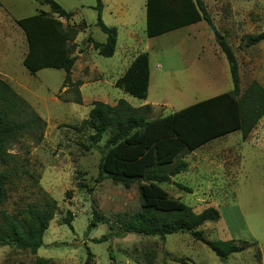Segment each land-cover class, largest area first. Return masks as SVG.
I'll return each instance as SVG.
<instances>
[{"label":"rangeland","instance_id":"rangeland-1","mask_svg":"<svg viewBox=\"0 0 264 264\" xmlns=\"http://www.w3.org/2000/svg\"><path fill=\"white\" fill-rule=\"evenodd\" d=\"M40 1L0 0V79L45 123L40 144L34 145L25 139L9 151L32 178L22 177L9 191L6 202L0 205V214L21 217L29 205L41 203V191L57 202L58 209L35 255L1 247L0 264H34L37 258L51 264H85L87 250L93 264H180L179 261L185 264H264V128L260 125L264 126V117L253 135L252 142L256 144L242 143L241 134L235 132L198 149L195 156L184 157L188 164H195L198 171L188 168L173 181L190 188L191 193L173 184L161 185L172 199L181 201L195 213L210 207L216 209L218 221L206 223L198 231L208 241L245 242L244 252L233 254L222 263L206 245L194 241L188 234L170 235L164 241L137 235L110 237L101 243L92 241L114 233L122 221L139 211V193L136 185L124 189L107 179L95 183L100 155L95 150L83 149L89 144L92 130L79 133L72 127L87 118L90 105L95 101L113 106L124 100L138 108L163 100L169 103L167 108L151 107L152 118L164 117L182 109L183 101L191 103L215 92L229 91L228 65L205 22L197 28L191 26L147 38L145 0H104L102 20L117 30V43L113 57H100L88 42L89 37L98 43L106 41L96 25L95 0H53L64 11L74 14L68 22L59 19L64 26H77L82 21L87 26L77 35L72 54L76 61L71 81L82 83L79 87L82 104L77 105L71 102L73 93L61 89L65 78L63 70L43 69L31 75L22 65L27 44L15 21L40 11L50 13L49 6L41 5ZM202 1L212 25L235 53L241 86L244 88L255 80L264 88V42L246 48L243 41L246 36L264 30V0ZM143 52L149 55L150 62L146 101L133 98L114 86L131 61ZM106 138L107 135L99 146H103ZM238 151L245 159L246 171L234 179L229 168ZM79 182L92 188V192L80 191ZM67 191L72 192L66 195ZM92 210L108 221L112 230L99 223L88 231ZM68 212L72 229L62 224ZM257 248L260 259L256 258Z\"/></svg>","mask_w":264,"mask_h":264},{"label":"trees","instance_id":"trees-1","mask_svg":"<svg viewBox=\"0 0 264 264\" xmlns=\"http://www.w3.org/2000/svg\"><path fill=\"white\" fill-rule=\"evenodd\" d=\"M50 13L40 11L33 16L19 19L15 24L23 32L27 52L22 65L34 75L43 69L63 70L65 78L61 89L71 91V102L81 105L80 82H72L71 70L76 58L75 39L87 28L84 21L80 25L65 26L60 18L68 22L74 14L64 11L53 0H42ZM96 25L106 36L105 43L88 38L94 52L103 58H111L115 53L117 30L102 20V0H95ZM52 14V15H51ZM57 15L54 17L53 15ZM204 21L212 25L211 18L202 0H146L145 35L154 38L160 35ZM246 48L264 42V30L256 35L243 38ZM224 56L230 75L232 90L164 117L152 118V107L144 105L134 108L124 100L113 106L99 101L91 103L87 118L73 130L82 133L92 130L85 151L95 150L100 155L95 183L110 180L124 189L137 186L139 211L122 221L118 230L93 239L95 243L106 242L110 237L124 238L128 235L157 237L164 241L167 236L188 234L194 241L206 245L209 250L225 263L229 256L245 251V242L236 244L233 240H205L198 231L206 223H215L219 213L214 208H206L200 213L181 201L172 199L162 188L171 184V179L185 173L188 163L184 157L206 143L239 132L245 141L260 119L264 116V88L257 81H251L241 91L239 66L234 51L221 36L215 40ZM149 83V56L138 54L114 86L129 96L146 100ZM45 123L42 118L4 80L0 79V205L6 202L10 190L22 177L32 178L19 159L9 151L22 140L34 145L41 143ZM107 135L103 146H99ZM177 189L191 193L182 184H173ZM77 188L91 193L92 188L79 182ZM72 191H67L70 195ZM39 205H29L21 217L0 214V248L8 247L18 251H28L35 255L42 246L43 235L49 222L57 212V202L41 191ZM71 214L62 219V224L71 227ZM112 225L92 210V220L88 231L97 224ZM260 259V251L255 250ZM180 264H185L179 261ZM34 264H51L46 259L37 258ZM85 264L92 263V255L87 250Z\"/></svg>","mask_w":264,"mask_h":264},{"label":"crops","instance_id":"crops-1","mask_svg":"<svg viewBox=\"0 0 264 264\" xmlns=\"http://www.w3.org/2000/svg\"><path fill=\"white\" fill-rule=\"evenodd\" d=\"M145 2H146V0H145ZM104 3V0H102V4ZM105 4H103V8H105V6H104ZM102 12H103V9H102ZM202 23H204V21H201V22H199V23H196V24H193V25H190V26H186V27H183V28H181V29H184V28H187V27H191V26H195L196 28L197 27H199ZM181 29H178V30H181ZM176 31V30H175ZM172 32H174V31H172ZM170 33V32H169ZM167 34V33H166ZM161 36V35H160ZM149 39H151V38H149ZM117 43V42H116ZM218 47V46H217ZM219 49V48H218ZM220 51V50H219ZM221 53V52H220ZM221 55H222V53H221ZM149 56V55H148ZM223 56V55H222ZM224 57V56H223ZM133 61V60H132ZM131 61V62H132ZM131 64V63H130ZM129 67V66H128ZM127 67V68H128ZM149 68H150V62H149ZM127 70V69H126ZM101 73L102 72H100V76H101ZM228 73H229V71H228ZM239 74H240V72H239ZM230 76V75H229ZM225 78H226V74H225V71H224V73H223V80H225ZM230 82H231V80H230ZM240 82H241V79H240ZM82 86V85H81ZM149 86H150V69H149V83H148V88H149ZM240 87H241V91H243L246 87H242L241 86V83H240ZM232 90V84H231V89L229 90V91H220L219 93H213V95L212 96H210V97H205V98H202V99H200V100H195V101H193V102H191V103H185L184 101H183V103H184V107L183 108H186V107H188V106H191V105H193V104H195V103H198V102H200V101H203V100H206V99H209V98H212V97H215V96H218V95H221V94H224V93H228V92H230ZM209 91H213V89H209ZM147 96H148V90H147ZM146 99H147V97H146ZM144 101H146V100H144ZM167 104H169L167 101H163V100H161V101H157L156 103H151V104H148V105H150V106H152V107H154V106H160V107H162V108H164V107H166L167 108ZM182 108V109H183ZM181 110V109H180ZM179 111V110H178ZM177 112V111H176ZM174 113V112H173ZM264 117V116H263ZM262 117V118H263ZM261 118V119H262ZM260 119V120H261ZM260 122V121H259ZM258 122V123H259ZM257 123V124H258ZM260 125H261V127L262 128H264V126H263V124H261L260 123ZM235 133V132H234ZM232 134V133H231ZM255 134H256V126H255V128L252 130V132L250 133V135L248 136V138L245 140V141H242V139H241V142L242 143H246V142H248L249 144H256L255 142H252V140H253V135L255 136ZM229 135V134H228ZM227 136V135H226ZM225 137V136H224ZM221 138H223V137H221ZM221 138H218V139H221ZM215 140H217V139H215ZM215 140H212V141H215ZM212 141H210V142H208V143H206L205 145H203V146H201L200 148H198V149H201V148H203L204 146H208ZM206 148V147H205ZM198 149H196L195 151H193V152H191L190 154H192V155H197V150ZM204 149V148H203ZM252 149L254 150V145L252 146ZM220 150H223V148L221 149L220 148ZM244 164H245V159H244V157L239 153V151H238V153L233 157V160L231 161V165H230V173H232V178H234V179H237V178H239V176L240 175H242L245 171H246V169H245V166H244ZM194 167V168H193ZM218 167H220V169H221V171H223L224 172V167L221 165L220 166V164L218 165ZM188 168L189 169H196L195 168V164H188ZM199 169V168H198ZM196 171H198L197 169H196ZM183 174V173H182ZM178 176V175H177ZM176 177V176H175ZM175 177H173L172 179H171V184H180V183H177V182H174L173 181V179L175 178ZM196 177V176H195ZM231 186H233V184L231 185ZM209 187V186H208Z\"/></svg>","mask_w":264,"mask_h":264},{"label":"water","instance_id":"water-1","mask_svg":"<svg viewBox=\"0 0 264 264\" xmlns=\"http://www.w3.org/2000/svg\"><path fill=\"white\" fill-rule=\"evenodd\" d=\"M211 29V32L213 34V36L215 37L216 40H219L221 38V35L216 31V29L214 28L213 25L209 26Z\"/></svg>","mask_w":264,"mask_h":264}]
</instances>
